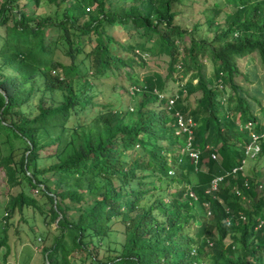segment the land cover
Returning <instances> with one entry per match:
<instances>
[{
  "label": "trees",
  "instance_id": "obj_1",
  "mask_svg": "<svg viewBox=\"0 0 264 264\" xmlns=\"http://www.w3.org/2000/svg\"><path fill=\"white\" fill-rule=\"evenodd\" d=\"M41 1L0 0V184L37 193L7 195L8 217L37 208L45 226L55 224L40 264H264V168L247 174L241 164L249 131L262 133L264 122L252 114L257 101L234 81L236 59L256 52L264 66V0H213L205 18L212 36L198 39L196 24L187 31L173 23V7L184 0H128L127 8L110 0H44L54 10L38 16ZM222 4L235 6L224 27L215 22ZM127 22L141 29L140 41L122 47L132 54L121 57L110 51L114 40L105 29ZM186 34L177 66L176 42ZM139 50L167 55L169 76L193 70L176 91L185 101L198 91L192 109L178 98L170 105L166 95L157 98L166 92L159 73L136 76L133 65L144 64ZM202 58L212 64L209 80L201 76ZM124 67L129 91L138 95L133 108L93 100L91 80ZM40 87L59 91V102L47 106L39 98L33 114L22 109ZM176 112L196 122L188 147L186 132L175 131ZM259 147L254 159L264 155V138ZM174 183L181 185L164 202L162 186ZM195 217L200 223L186 232ZM115 220L125 222L123 239L102 245Z\"/></svg>",
  "mask_w": 264,
  "mask_h": 264
},
{
  "label": "rangeland",
  "instance_id": "obj_2",
  "mask_svg": "<svg viewBox=\"0 0 264 264\" xmlns=\"http://www.w3.org/2000/svg\"><path fill=\"white\" fill-rule=\"evenodd\" d=\"M212 1L213 0H184L181 5H176L173 7L174 10L178 11L173 23L181 27H186L187 31H190L192 26L196 24V30H193L195 37L197 39L202 37L210 38L212 36V32L206 30L207 25L205 18L211 15L209 8L212 7ZM110 2L116 6H123L125 8H127L129 5L128 0H110ZM221 6L222 7L219 10V13L215 17V22L218 26L224 27L223 19L225 14L233 12L235 6L230 4H222ZM53 10L54 7L51 4H48L46 1L42 0L39 3V6L36 8V15H48L51 14ZM85 18L86 17H83L82 19ZM140 32L141 29H135L129 22H127L125 25L116 24L114 26H107L105 33L111 36L114 40V42L108 45L110 51L121 57L131 55L132 53L130 51H127L122 47L128 44L132 45L134 41H140L138 36ZM189 39L190 35L186 34L182 40L176 42V47L178 48V59L175 65L177 66L180 65V60L182 58L183 51L181 50V47L183 45L187 47L189 44ZM135 53L140 55L144 62L142 65L135 64L132 67L139 79L142 76L152 72L159 73L163 78L166 92H162L163 94L159 93L158 96L162 95L163 97L166 95V101L169 102L168 100L171 94L172 98L176 97L177 95L179 102H186L189 109H192L196 105V99L199 96L198 91L188 94L186 96V101L183 100L185 93L178 95L176 92L179 88H182V84H184V82L188 79V76L193 71L192 69H189L186 72L183 71V69L179 74L171 73V76H169L167 74V55L163 53L156 54L153 51L141 52L140 50L135 51ZM65 59L66 58L62 57L60 60L65 61ZM198 62L200 63L201 76L206 80L211 79V62L203 58ZM236 66L238 69V74L235 76L234 81L245 90L248 99L254 98V100L257 101L256 103H253L254 107L252 109V114L258 116L262 119L261 122H264V66L260 63L256 52H253L244 58L236 59ZM79 68L81 71H83L82 65L79 66ZM124 70H128V67L116 70V74H119L117 76L114 75L103 77L100 78V81L91 80V82H94V85L96 86L94 87V90L97 93V96L94 97L93 100H100L104 103L111 102L115 110H124L125 108L130 110L133 108L135 101L138 99V95H133L130 93L128 81L122 74V71ZM195 81L196 79H192V84H194ZM35 84L40 86L39 79ZM112 84L115 85L114 88L111 87ZM214 84L217 88H220L219 82H214ZM60 96L61 93L59 91L47 92L41 89V87L39 89L37 88L30 94L28 100L25 103V107L22 109H26L33 114L35 112V105L37 104L39 98H41V102L44 105L51 106L59 102ZM259 108L263 109L260 110ZM181 118L183 122L187 119H184L182 116ZM195 123L196 122L190 119V129L195 127ZM238 123L246 128L250 127L249 123ZM252 126L253 125L251 123V127ZM241 127L242 126L238 128L241 129ZM175 131L179 132L180 127L178 126ZM12 143L16 145L18 144V141L14 139ZM2 147L4 148V145ZM3 151L4 150H2V152ZM43 163L48 164V161L44 160L41 162V164ZM243 167L244 173L252 174V172L255 173V171H257L255 175H258V172H261L264 168V155L254 160L246 158ZM251 169L252 172H249ZM180 185L181 183L163 185V192L161 193L162 200L164 202H168L172 197H174L175 191ZM20 190L32 196L37 195L35 188L26 187L24 184H19L12 187H9L7 184L6 186L0 184V240H4V244L0 246V264H40L42 261L40 248L50 244L53 239V229L55 224L50 223L49 227L45 226L42 221V216L40 215L37 208L23 207L21 211L15 209L12 215L8 217L4 206L5 197L7 195H14ZM37 199L38 205H41L42 208H47V202H41L40 197ZM195 208L197 209L196 214L203 216V210L199 207ZM5 217H8V219L5 220ZM199 223L200 220L195 217L192 224L186 225V232H191L193 230L192 228H195V226H197ZM124 224L125 222H123V220L113 221L111 224V229L102 242V245H106L108 247L117 246L123 239ZM46 228L49 230H46ZM3 229L5 230L4 232L2 231ZM5 247H8L9 252L5 257L6 261L3 262L2 253Z\"/></svg>",
  "mask_w": 264,
  "mask_h": 264
},
{
  "label": "built area",
  "instance_id": "obj_3",
  "mask_svg": "<svg viewBox=\"0 0 264 264\" xmlns=\"http://www.w3.org/2000/svg\"><path fill=\"white\" fill-rule=\"evenodd\" d=\"M159 97H162V95H159ZM176 98H177V95L174 98L170 97L168 100L169 101L168 104L169 105L172 104V101ZM174 115L177 116L176 122H177L178 126L180 127V131L176 132V133H180V132L185 133L186 132L187 137H186L185 142H186V147H188L190 144V133H191L190 120L187 119L183 122L181 116L177 112ZM262 136H263V134L250 133L249 142L244 146V154L245 155H247L248 157L251 158L255 154L258 153V151H259V140L262 138ZM187 152H188L189 156L192 157L193 160L195 161L196 157H197V151L191 149V150H187ZM212 158H214V155H212ZM236 169L237 168H232L230 172L234 173L236 171ZM169 173H171V172L169 171ZM219 180H221V177L214 178L211 181L212 189L215 188V184ZM35 192H36V190H35Z\"/></svg>",
  "mask_w": 264,
  "mask_h": 264
},
{
  "label": "clouds",
  "instance_id": "obj_4",
  "mask_svg": "<svg viewBox=\"0 0 264 264\" xmlns=\"http://www.w3.org/2000/svg\"><path fill=\"white\" fill-rule=\"evenodd\" d=\"M219 86H220V85H219ZM161 94H162V93H161ZM158 97H159V96H158ZM163 97H164V96H163ZM159 98H162V97H159ZM246 123H248V122H241V124H246ZM237 125H238L239 128H240V126H242L241 129L246 128V127H244L243 125H240V123H237ZM247 128H249V127H247ZM250 133H254V132H253V131H249V133H248V137H249V139H250ZM178 134H179V133H178ZM262 138H264V133H263ZM262 138H261V139H262ZM248 142H249V141H248ZM248 142H247V143H248ZM247 143H246V144H247ZM246 144H245V145H246ZM245 145H244V146H245ZM259 150H260V147H259ZM258 153H259V151H258ZM258 153H257V154H258ZM243 154H244V148H243ZM257 154H255V155H254L253 157H251V158L244 154V159L241 160V164L244 165V162H245V159H246V158L251 159V160H254V157H256ZM230 171H231V170H230ZM235 172H236V171H235ZM235 172H234V173H231V172H230V174L233 175V174H235ZM228 174H229V172H228ZM220 177H221V179H222L223 176L221 175ZM239 218H240V219H243V217H241V216H239ZM226 221L229 222L228 219L224 220V222H226Z\"/></svg>",
  "mask_w": 264,
  "mask_h": 264
},
{
  "label": "crops",
  "instance_id": "obj_5",
  "mask_svg": "<svg viewBox=\"0 0 264 264\" xmlns=\"http://www.w3.org/2000/svg\"><path fill=\"white\" fill-rule=\"evenodd\" d=\"M264 133V131L262 132V133H256V134H263ZM248 141H249V137H248ZM247 141V142H248ZM234 175V174H233ZM239 216H241V217H243L241 214L239 215ZM227 219V218H226ZM226 219H224V220H226Z\"/></svg>",
  "mask_w": 264,
  "mask_h": 264
},
{
  "label": "water",
  "instance_id": "obj_6",
  "mask_svg": "<svg viewBox=\"0 0 264 264\" xmlns=\"http://www.w3.org/2000/svg\"><path fill=\"white\" fill-rule=\"evenodd\" d=\"M3 94V91H0Z\"/></svg>",
  "mask_w": 264,
  "mask_h": 264
}]
</instances>
